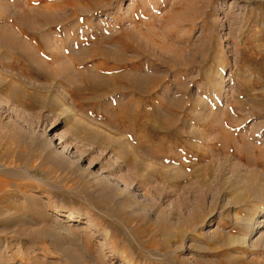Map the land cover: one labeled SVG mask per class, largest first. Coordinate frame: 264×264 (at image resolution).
Returning <instances> with one entry per match:
<instances>
[{
	"label": "rangeland",
	"instance_id": "374dc122",
	"mask_svg": "<svg viewBox=\"0 0 264 264\" xmlns=\"http://www.w3.org/2000/svg\"><path fill=\"white\" fill-rule=\"evenodd\" d=\"M0 264H264V0H0Z\"/></svg>",
	"mask_w": 264,
	"mask_h": 264
}]
</instances>
